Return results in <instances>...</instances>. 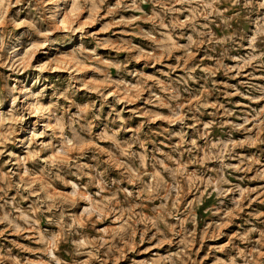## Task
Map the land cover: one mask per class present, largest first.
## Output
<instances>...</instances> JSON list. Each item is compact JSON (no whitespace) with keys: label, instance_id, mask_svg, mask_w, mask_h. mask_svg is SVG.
<instances>
[{"label":"rangeland","instance_id":"374dc122","mask_svg":"<svg viewBox=\"0 0 264 264\" xmlns=\"http://www.w3.org/2000/svg\"><path fill=\"white\" fill-rule=\"evenodd\" d=\"M0 264H264V0H0Z\"/></svg>","mask_w":264,"mask_h":264}]
</instances>
